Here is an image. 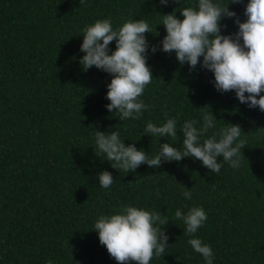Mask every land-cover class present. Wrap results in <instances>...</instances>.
I'll use <instances>...</instances> for the list:
<instances>
[{"label": "trees", "instance_id": "1", "mask_svg": "<svg viewBox=\"0 0 264 264\" xmlns=\"http://www.w3.org/2000/svg\"><path fill=\"white\" fill-rule=\"evenodd\" d=\"M228 4L245 22L249 0ZM198 0H0V264H118L99 241L94 224L101 215L119 214L122 206L158 211L168 248L150 264H207L187 241L199 238L211 246L213 264H264V112L240 103L235 91L215 87L214 73L179 64L175 52L165 53L163 15L196 7ZM236 17H222L221 34L235 36ZM110 19L113 29L144 19L149 49L146 63L153 80L140 100L148 105L140 119L119 120L107 110L113 76L80 64L83 30ZM240 43L243 41L241 39ZM151 46H156L153 53ZM116 48L109 45V54ZM248 93H245L247 96ZM260 95L264 96V92ZM259 99V96L257 97ZM211 112L215 126L201 137L239 125L244 158L238 169L222 157L219 174L198 159L141 164L134 172L114 169L95 153L96 131H118L125 146L134 144L151 158L159 145L182 150L185 121L203 124ZM177 122V137H151L149 121L161 126ZM108 171L113 184L99 185ZM191 190L192 198L183 193ZM202 207L208 219L195 237L175 217ZM162 227V226H161Z\"/></svg>", "mask_w": 264, "mask_h": 264}, {"label": "clouds", "instance_id": "2", "mask_svg": "<svg viewBox=\"0 0 264 264\" xmlns=\"http://www.w3.org/2000/svg\"><path fill=\"white\" fill-rule=\"evenodd\" d=\"M242 0H231L241 3ZM166 5L168 0H161ZM183 19H178L175 12L163 15L161 23L165 26L166 36L162 40L165 53L175 52L179 64L187 63L195 69L203 57L202 67L213 72L215 87L218 91H235L240 103L249 108L264 112V0H249L245 8L247 20L240 22L234 11L227 5L215 0H198L196 7H184L180 11ZM222 17H236L238 32L235 36L221 34ZM145 33H152L149 23L144 19L127 21L114 30L110 19L98 20L83 30V43L80 51L85 53L80 64L83 70L95 66L113 76L108 85L106 105L109 112L118 115L120 121L129 118L140 119L146 105L139 99L145 87L151 84L153 77L146 63L149 43ZM243 41L241 44L240 41ZM115 40L116 48L109 54V45ZM151 51H157L151 46ZM245 93H248L245 96ZM259 96V99L257 97ZM203 124L197 128L196 120L185 121L180 131L183 133L182 150L169 143L159 145V152L149 157L143 150H137L134 144L125 146L118 131L110 133L96 131V155H104L112 168L124 172H134L141 164L158 168L162 161H181L185 157L198 159L210 172L219 174L222 157L230 167L238 169L244 158L242 149L246 142L239 125H227L218 135L209 136L201 142L215 126L216 119L211 112L203 114ZM151 137H177V122L167 119L161 126L149 121L144 129ZM99 185L108 189L113 184L112 174L103 171L98 175ZM186 189V188H185ZM185 199L192 198L191 190L183 193ZM175 217L186 225L184 234L195 237L208 219L202 207H192L187 214L180 209ZM168 223L158 211L124 205L119 214L101 215L94 224L99 241L106 246L108 253L118 264H150L153 257L162 258L168 248V236L164 226ZM162 226V227H161ZM191 248L201 255L207 264H213L214 254L211 246L199 238L187 241ZM47 264H52L49 260Z\"/></svg>", "mask_w": 264, "mask_h": 264}]
</instances>
